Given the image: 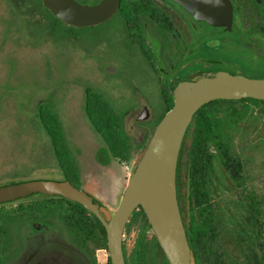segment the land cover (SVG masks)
<instances>
[{
    "label": "flooded vegetation",
    "instance_id": "obj_1",
    "mask_svg": "<svg viewBox=\"0 0 264 264\" xmlns=\"http://www.w3.org/2000/svg\"><path fill=\"white\" fill-rule=\"evenodd\" d=\"M42 5L37 0H0V187L28 182L26 168L33 154L29 127L36 125L33 160L54 174L52 181L69 182L83 192L106 219L119 208L107 201L108 179L121 186L133 175L175 102L178 86L214 72L264 79V0H227L231 12L223 25L196 18L175 0H121L114 17L86 28L64 23L43 0ZM115 19L120 28L116 46L101 43L102 57L87 56L98 82L66 79L61 70L43 71L61 45L58 26L92 29ZM29 54L42 62L39 80L28 78ZM129 100L133 106L122 113L111 104ZM157 102L163 115L151 128L149 122L156 119L152 104ZM30 113L36 123H29ZM227 131L232 150L235 123ZM118 166L126 170L125 177L118 175ZM184 178L181 214L196 264H235V255L221 253L220 192L198 204L191 176ZM233 192H227L230 199ZM32 195L0 204L7 221L19 218L22 228L32 231L21 237L22 257L12 264L31 263L24 256L28 245L47 242L66 246L81 264H113L106 228L95 213L61 195ZM224 210L231 218L232 208ZM139 214L138 208L123 233L125 264H170L153 227L144 217L143 224L138 222ZM96 220L104 227L108 248L96 247L91 233Z\"/></svg>",
    "mask_w": 264,
    "mask_h": 264
},
{
    "label": "water",
    "instance_id": "obj_2",
    "mask_svg": "<svg viewBox=\"0 0 264 264\" xmlns=\"http://www.w3.org/2000/svg\"><path fill=\"white\" fill-rule=\"evenodd\" d=\"M193 16L223 25L231 8L227 0H175ZM121 0H101L83 5L76 0H43L46 9L64 23L95 27L109 21ZM174 106L159 123L140 164L131 176L119 208L105 219L96 205L69 182L28 181L0 187V204L36 193L61 195L95 213L103 222L113 264H125L122 240L132 214L142 207L170 264H196L184 228L177 193V169L181 148L195 114L218 101L255 99L264 101V79L227 72L205 74L185 82L174 92Z\"/></svg>",
    "mask_w": 264,
    "mask_h": 264
},
{
    "label": "trees",
    "instance_id": "obj_3",
    "mask_svg": "<svg viewBox=\"0 0 264 264\" xmlns=\"http://www.w3.org/2000/svg\"><path fill=\"white\" fill-rule=\"evenodd\" d=\"M37 1L38 5L43 7L42 0ZM98 1L85 0L84 3L95 5ZM250 102L258 105L261 113H264V101L251 98L241 101L218 100L203 106L195 114L187 130L177 169L179 206L186 174L191 176L193 196L198 204L207 197L214 198L215 194L220 192L221 253L228 257L235 255V264H264V213L260 209L262 199L253 191L246 190V165L244 160L236 155L235 145L231 150L227 131L230 124L235 123L236 137L238 134L243 139L247 125L256 119L254 110L248 106ZM173 106L174 103L170 104L169 110ZM212 148L217 152H213ZM241 188L246 190V195L244 201L239 204L230 199L227 192ZM231 194L234 195V192ZM229 208H232L231 218L224 210ZM139 211L138 222L143 224L141 217H144V223L151 227L142 207H139ZM180 211L182 213L181 206ZM1 213L0 264H6L9 231L7 225L3 224L7 221L5 211ZM97 222L98 226L91 230L97 241L96 247L108 248L104 227ZM229 224L233 227H229Z\"/></svg>",
    "mask_w": 264,
    "mask_h": 264
},
{
    "label": "rangeland",
    "instance_id": "obj_4",
    "mask_svg": "<svg viewBox=\"0 0 264 264\" xmlns=\"http://www.w3.org/2000/svg\"><path fill=\"white\" fill-rule=\"evenodd\" d=\"M116 20L117 19L106 25L92 29L72 30L64 26H58L57 29H59V31L57 32V37L60 39L61 45H59V48L56 50L57 53H54L52 56V60L54 61L48 62V67L45 69L42 66L43 71L45 70L53 73V71L61 70L62 74L67 77L66 79L78 78L80 82L86 83V81H89L93 84L98 82L99 78H96L94 74L90 73L92 68H90L91 61L88 60L89 52L94 57L100 58L103 56L100 53L101 43L104 44V48H106V45L110 44L116 46V39L120 32ZM118 49L117 47L116 52ZM27 61L29 80H39L41 76V60L29 54ZM88 66L89 69L85 70ZM116 67L118 70L120 69L118 65ZM132 69L133 67L130 65L129 70L132 71ZM118 85L122 88H126V85L119 83ZM113 102L114 104L111 103L113 108L119 113L133 106V102L130 100ZM248 106L254 110V117L256 119H253L252 123L247 125L243 139L237 134L234 150L236 155H239L246 165V190L253 191L257 197L262 199L260 209L264 213V113H261L259 106L255 103L250 102ZM152 107L156 113V119L149 122L148 125L151 128L155 126L157 119L163 115V107H161L159 102L153 103ZM31 122L36 123V120L30 113L29 123ZM33 127L35 129H33ZM29 128L30 153L33 154L26 168L27 181H52L55 179L54 174L48 171L45 166L38 163L36 157L33 160L34 155L36 156L37 153V137L35 130L39 127L30 125ZM116 171L121 178L125 177L127 174L122 166H118ZM131 176H126L125 181L121 185L122 187L120 185L115 186L116 183H113L111 179H108V182L106 181L108 185L107 201L114 208L119 206L125 192V189L123 190V185H128ZM246 190L241 188L235 191L233 195L234 201L241 204L245 199ZM32 197H34V195H32ZM32 197H30V199H32ZM3 224L7 225L6 228L9 231L5 260L7 264H12L16 259L20 261L22 257L21 237L26 233L32 234V231L27 226L22 228L19 218L15 217L9 218L8 221L3 222ZM36 245L37 244H34L31 247L28 245L25 251L24 256L27 257V255H29L30 258H32L29 264H81L75 259L72 252L66 246L57 245V243L54 242H47L40 247ZM35 248H37V250L33 251Z\"/></svg>",
    "mask_w": 264,
    "mask_h": 264
}]
</instances>
